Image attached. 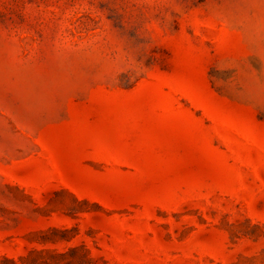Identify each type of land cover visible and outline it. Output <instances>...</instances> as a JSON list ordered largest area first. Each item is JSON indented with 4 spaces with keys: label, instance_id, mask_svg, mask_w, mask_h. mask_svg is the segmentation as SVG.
Instances as JSON below:
<instances>
[{
    "label": "rangeland",
    "instance_id": "374dc122",
    "mask_svg": "<svg viewBox=\"0 0 264 264\" xmlns=\"http://www.w3.org/2000/svg\"><path fill=\"white\" fill-rule=\"evenodd\" d=\"M0 264H264V0H0Z\"/></svg>",
    "mask_w": 264,
    "mask_h": 264
}]
</instances>
